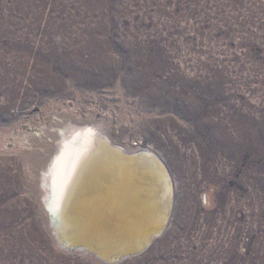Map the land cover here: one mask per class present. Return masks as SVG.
<instances>
[{
	"label": "rangeland",
	"instance_id": "obj_1",
	"mask_svg": "<svg viewBox=\"0 0 264 264\" xmlns=\"http://www.w3.org/2000/svg\"><path fill=\"white\" fill-rule=\"evenodd\" d=\"M70 114L174 179L168 229L119 264H264V0H0V264H105L41 204L33 139Z\"/></svg>",
	"mask_w": 264,
	"mask_h": 264
},
{
	"label": "bare ground",
	"instance_id": "obj_2",
	"mask_svg": "<svg viewBox=\"0 0 264 264\" xmlns=\"http://www.w3.org/2000/svg\"><path fill=\"white\" fill-rule=\"evenodd\" d=\"M204 123L200 121L201 125ZM56 126L59 129L32 139L37 150L48 155L38 180L41 204L49 215L52 231L58 232L53 237L57 247L63 250L60 232L69 242L96 243L111 252L143 243L145 234L157 227L162 215L165 180L147 153L124 158L98 136H105L112 145L127 151L148 148L119 143L105 119L91 117L85 121L70 114L66 121L58 120ZM166 143L175 155H182L173 136L169 135ZM149 149L157 153L154 147Z\"/></svg>",
	"mask_w": 264,
	"mask_h": 264
},
{
	"label": "water",
	"instance_id": "obj_3",
	"mask_svg": "<svg viewBox=\"0 0 264 264\" xmlns=\"http://www.w3.org/2000/svg\"><path fill=\"white\" fill-rule=\"evenodd\" d=\"M98 137H102L105 142H107L110 146L113 147L117 153H119L124 158H131L137 155H142L147 153L151 159L154 161V164L159 169L160 174H162L163 179L165 180L166 189H165V203L162 210V215L160 217L159 223L157 227L153 230L151 229L147 232L143 238V243L139 245L127 246L121 248L116 251H106L100 248L99 244L91 243L84 241H67V239L63 238L62 233L60 232V242L62 245V249L68 253L75 252H85L91 255H94L97 260L105 263V264H119L126 259L136 257L138 255L146 252L153 241L159 238L164 230L167 227V224L172 216L173 208H174V200H175V184L170 169L166 165L165 161L158 155L155 151L151 149H137L136 151H127L122 147L112 145L110 141H107L103 135H99ZM54 236L58 233L57 231H53ZM57 232V233H56Z\"/></svg>",
	"mask_w": 264,
	"mask_h": 264
}]
</instances>
